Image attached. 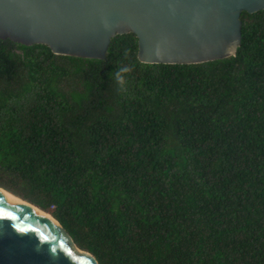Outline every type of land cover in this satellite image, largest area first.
I'll return each instance as SVG.
<instances>
[{
  "label": "trees",
  "instance_id": "1",
  "mask_svg": "<svg viewBox=\"0 0 264 264\" xmlns=\"http://www.w3.org/2000/svg\"><path fill=\"white\" fill-rule=\"evenodd\" d=\"M239 19L195 64L0 39V188L98 264H264V9Z\"/></svg>",
  "mask_w": 264,
  "mask_h": 264
},
{
  "label": "water",
  "instance_id": "2",
  "mask_svg": "<svg viewBox=\"0 0 264 264\" xmlns=\"http://www.w3.org/2000/svg\"><path fill=\"white\" fill-rule=\"evenodd\" d=\"M262 9L264 0H0V39L102 59L111 37L131 32L139 62L195 64L234 55L240 12ZM0 264L98 263L57 221L0 197Z\"/></svg>",
  "mask_w": 264,
  "mask_h": 264
},
{
  "label": "bare ground",
  "instance_id": "3",
  "mask_svg": "<svg viewBox=\"0 0 264 264\" xmlns=\"http://www.w3.org/2000/svg\"><path fill=\"white\" fill-rule=\"evenodd\" d=\"M0 197L4 198L5 200H7L9 202L20 205V206L24 207L25 209L32 211L35 215L39 216L40 218L45 219V220L56 225V221L49 214H46L45 212L40 211L36 207L28 204L27 202L19 199L18 197L12 195L11 193H9V192L1 189V188H0Z\"/></svg>",
  "mask_w": 264,
  "mask_h": 264
},
{
  "label": "rangeland",
  "instance_id": "4",
  "mask_svg": "<svg viewBox=\"0 0 264 264\" xmlns=\"http://www.w3.org/2000/svg\"><path fill=\"white\" fill-rule=\"evenodd\" d=\"M81 250V249H80Z\"/></svg>",
  "mask_w": 264,
  "mask_h": 264
}]
</instances>
